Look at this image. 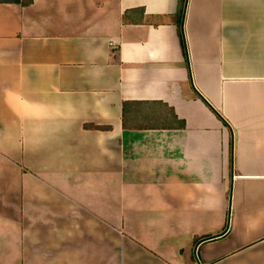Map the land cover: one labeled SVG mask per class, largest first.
Listing matches in <instances>:
<instances>
[{"label": "crops", "instance_id": "obj_1", "mask_svg": "<svg viewBox=\"0 0 264 264\" xmlns=\"http://www.w3.org/2000/svg\"><path fill=\"white\" fill-rule=\"evenodd\" d=\"M29 1L0 2V264H264V0Z\"/></svg>", "mask_w": 264, "mask_h": 264}, {"label": "trees", "instance_id": "obj_2", "mask_svg": "<svg viewBox=\"0 0 264 264\" xmlns=\"http://www.w3.org/2000/svg\"><path fill=\"white\" fill-rule=\"evenodd\" d=\"M1 3H15L18 2V0H0ZM31 2V0L29 1V3ZM25 4V3H23Z\"/></svg>", "mask_w": 264, "mask_h": 264}]
</instances>
